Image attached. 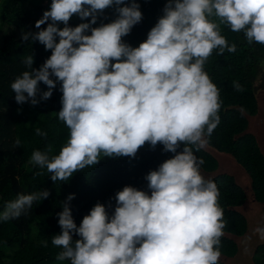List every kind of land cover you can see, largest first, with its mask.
<instances>
[{"label":"clouds","instance_id":"1","mask_svg":"<svg viewBox=\"0 0 264 264\" xmlns=\"http://www.w3.org/2000/svg\"><path fill=\"white\" fill-rule=\"evenodd\" d=\"M110 7L117 18L93 27ZM163 13L138 47L123 40L143 19L137 0H52L35 23L40 31L22 33V42L38 41L52 54L39 68L33 55L24 59L29 70L10 85L16 102L36 106L57 84L62 92L58 119L69 129L67 142L59 154L50 157L49 146L33 151L29 161L46 168L54 183L96 166L102 154L134 158L146 143L174 154L145 177L150 194L132 186L117 192L112 215L97 203L77 226L70 194L57 213L61 233L51 240L62 249L58 261L219 264L227 221L217 182L202 174L204 160L195 154L221 123L220 89L205 64L214 52L237 51L222 26L243 32L249 45H264V0H167ZM74 15L91 19L71 27ZM41 82L47 91L41 92ZM233 86L243 91L238 82ZM35 133L47 137L39 127ZM49 196L48 190L18 195L0 212V222L20 218ZM255 233L264 240V227Z\"/></svg>","mask_w":264,"mask_h":264},{"label":"trees","instance_id":"2","mask_svg":"<svg viewBox=\"0 0 264 264\" xmlns=\"http://www.w3.org/2000/svg\"><path fill=\"white\" fill-rule=\"evenodd\" d=\"M51 2L0 0V212L20 194L50 192L47 199L34 202L20 218L0 222V264H70L69 260L56 259L62 249L51 243L52 237L61 233L57 213L63 211L62 204L67 197L75 194L70 207L77 226L97 203L104 204L112 215L117 192L125 186H132L150 194L145 177L174 155L164 152L162 144L153 149L146 143L134 158H109L102 154L96 166L74 173L68 181L56 183L50 179L51 173L46 168L40 169L29 162L33 151H44L49 146L53 150L50 157L59 154L69 137V129L58 119L62 108L59 84L49 100H40L36 106L18 104L10 87L22 72L29 70L24 64L27 56L33 55V67L39 68L52 54L38 41L22 42L23 32L40 31L35 23L45 10L50 9ZM137 2L141 5L143 19L129 35L123 37L132 47H138L147 39L151 28L163 16L167 0ZM117 15L115 7H110L93 27L113 22ZM90 19L81 20L74 15L69 26L75 27ZM41 27L46 28L47 24ZM60 27L64 25L60 24ZM221 34L230 45L236 44L237 51H225L223 55L214 52L205 64V70L220 89L221 123L208 138L207 146L195 154L204 160L202 174L217 182L219 202L227 221L221 238L219 264H264V240L257 238L254 242L256 235L249 229V211L264 204V148L260 137L250 129L257 113L264 112L260 110L259 98L264 95V45H249L243 32L234 33L227 26H222ZM234 82H238L243 91H237ZM39 87L41 92L48 90L43 82ZM37 99H40V94ZM37 127L46 131L47 137L37 136ZM208 148L220 153L222 162H236L244 174L246 185L238 182L235 173L227 170L217 172L222 167L220 159ZM182 149L183 145L179 150ZM223 153L236 161L230 157L232 161L225 162ZM38 172L41 174L37 175ZM77 239L79 236L73 235V240ZM45 240L48 241L47 247L41 243Z\"/></svg>","mask_w":264,"mask_h":264},{"label":"rangeland","instance_id":"3","mask_svg":"<svg viewBox=\"0 0 264 264\" xmlns=\"http://www.w3.org/2000/svg\"><path fill=\"white\" fill-rule=\"evenodd\" d=\"M1 13L2 12H1V6H0V22L2 20ZM0 39H1V35H0ZM0 43H1V41H0ZM262 93H264V92H262ZM259 98H260V101H261V103H260L261 104L260 110L261 109L264 110V95L261 94L259 96ZM250 129L253 132H255L260 137L261 144L263 145V148H264V133H263V129H264V112L263 111H260L254 117V119H253V121L251 123ZM209 150L212 151V152H214L212 149H209ZM223 154L224 155L222 156V158H223V160L225 162H230V161H232V159H234V158H232L231 155H229L227 153H223ZM213 155L216 156V157H218L220 159V163H221V165L223 167V168L220 167L217 170V172H223V171L227 170L230 173H235L236 176H238V179H237L238 182L241 183V184L243 183L244 185H246L245 182L243 181V177H244L243 175L244 174L241 172L240 166L236 162H234V164L222 162V160H221V154L218 153L217 151H215L213 153ZM249 214H250V225H249V229H250V231H252L256 235V238L253 239V241L255 242L257 238H260L259 235L257 233H255V229L257 227H264V204L261 205V207H259V208H257V207L256 208H253L252 210L249 211ZM237 261H236V263H237Z\"/></svg>","mask_w":264,"mask_h":264}]
</instances>
